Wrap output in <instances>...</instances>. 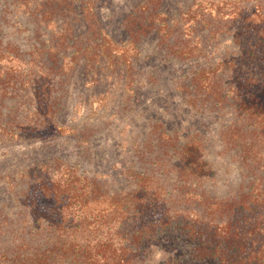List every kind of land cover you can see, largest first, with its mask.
<instances>
[{
	"label": "trees",
	"instance_id": "1",
	"mask_svg": "<svg viewBox=\"0 0 264 264\" xmlns=\"http://www.w3.org/2000/svg\"><path fill=\"white\" fill-rule=\"evenodd\" d=\"M77 1L84 13L92 11V0H0V101L11 104L7 112L0 107L2 138L82 136L56 119L59 91L76 60L59 59L67 34L23 51L5 32L22 16L38 32L41 23L65 17ZM160 2L144 0L135 8L122 43L106 34L79 51L89 63L97 55L93 48L108 60L119 59L128 109L134 63L149 56L141 50L142 39L156 33L171 59L189 60L206 58V42L227 36V45L219 42L226 51L189 71L177 87L194 110L229 116L220 135L242 171L239 188L227 197L211 195L207 179L213 166L201 134L183 138L153 120L145 139L133 142L123 172L127 188L81 160L61 157L9 177L19 211H0V264H145L147 243L165 232L195 240L196 258L264 264V0H197L171 18Z\"/></svg>",
	"mask_w": 264,
	"mask_h": 264
},
{
	"label": "rangeland",
	"instance_id": "2",
	"mask_svg": "<svg viewBox=\"0 0 264 264\" xmlns=\"http://www.w3.org/2000/svg\"><path fill=\"white\" fill-rule=\"evenodd\" d=\"M92 1V11L84 13L81 2L77 1L65 17L55 16L48 26L47 22L41 23L38 32L37 25L29 22L27 16H22L16 27L5 28L8 39L17 42L23 51L50 45L63 32L67 34V41L58 47L59 59L68 62L76 56V60L71 79L59 91L56 119L78 128L82 136L14 139L0 135V211L12 216L19 211L7 184L9 177L23 167L57 157L81 160L84 167L112 177L120 188H127L128 179L123 172L132 160L133 142L145 139L148 123L153 120L162 122L169 131L177 130L183 138L200 133L205 140L207 159L213 166V175L207 179V191L215 197L235 193L242 181V171L233 151L225 150L220 135L221 125L227 123L229 116L216 110L206 113L194 110L184 102L182 91L177 87L189 71L226 51L220 43L227 45L224 42L227 36L218 40L220 43L206 42L209 51L206 58L189 60L171 59L158 43L156 33L142 39L141 50L149 56H142L134 63L135 93L126 109L124 65L116 56L108 60L96 48L92 50L97 55L89 63L79 47L87 44L94 47L106 39V34L118 43L125 41L128 38L126 19L144 0ZM193 1L197 0H161L160 10L171 18ZM68 25L70 32L66 31ZM10 105L0 101L4 112ZM196 244L183 233L157 235L146 245L145 264H215L211 258L194 257Z\"/></svg>",
	"mask_w": 264,
	"mask_h": 264
}]
</instances>
